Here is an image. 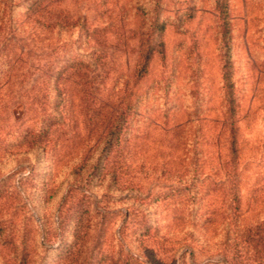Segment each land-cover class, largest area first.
I'll use <instances>...</instances> for the list:
<instances>
[{"label": "rangeland", "instance_id": "374dc122", "mask_svg": "<svg viewBox=\"0 0 264 264\" xmlns=\"http://www.w3.org/2000/svg\"><path fill=\"white\" fill-rule=\"evenodd\" d=\"M27 6L20 1L12 9V53L34 69L48 60L58 67L76 59L98 65L99 78L105 77L101 108L127 117L120 183L79 184L87 198L64 214L59 209L75 181L74 168L95 137L84 128L87 116L75 91L69 89L63 110L62 139L48 153L7 158L0 137V207L8 187L9 206L28 223L27 231L17 234L35 254L32 264H65L59 250L76 236L78 264H98L104 256L112 257L111 264H145V221L168 253H186L176 264H224L229 254L220 245L228 234L231 200L222 168L229 150L224 59L234 86L241 228L264 218V0H61L54 6L95 30L94 40H87L89 33L80 26L44 30L26 21ZM160 25L163 57L153 54L145 77L133 86L138 35H149L154 45ZM32 84L28 78L0 91V129L16 112L3 113L4 107L17 101L27 107ZM131 91L137 95L136 113ZM29 173V181L21 180ZM46 188L55 195L48 197ZM44 235L50 236L45 242ZM2 249L0 243L3 256ZM5 262L0 256V264Z\"/></svg>", "mask_w": 264, "mask_h": 264}, {"label": "trees", "instance_id": "16d2710c", "mask_svg": "<svg viewBox=\"0 0 264 264\" xmlns=\"http://www.w3.org/2000/svg\"><path fill=\"white\" fill-rule=\"evenodd\" d=\"M20 1H28V6L23 15L25 20L44 30L69 31L80 26L83 28L82 30L89 33L87 40H94L96 32L95 30L88 31L84 21L79 23V21L81 22L80 18L73 19L63 9H55L54 6H59L61 0H0V91L2 89L7 90L15 82L23 85L28 78L33 83L30 88L31 91L33 92L35 89L34 94H30L27 90V107L26 105L22 106V103L17 101L3 109V113L10 108L16 111L11 114L12 123L4 124L0 129L4 156L16 158L22 155L45 154L59 144L64 133L62 114L69 89L75 91L82 113L84 112L87 116L84 125L85 130L89 134L95 132L92 145L83 153L78 165L74 168L75 181L72 183L73 186L71 185L72 187L67 190L59 209V213L64 209V214L73 210L72 203L87 198L83 191H78L79 184H89L94 179L100 184L108 180L120 183V179L125 175V172L122 171L125 165L120 152V138L127 117L123 113H117L116 110L107 108V111H103L101 108L103 97L100 95L99 88L104 83L105 77L99 78L100 74L95 71V68H98L96 63H93L95 66H91L87 61L76 59L62 63L58 67L55 62L48 60L34 69L32 65H27L20 55L12 53V48H10V43H12L10 36L11 15L13 7ZM161 26L157 29L159 37L154 45H151L152 41L149 42V35L147 37L145 33L138 35V60L133 71V86L145 77L153 54L157 53L163 57V42L161 41L163 27ZM93 54H95L94 51L91 53L90 59ZM4 57L5 60H3ZM100 57L97 55L94 60L97 62ZM32 71H36L35 76H33ZM221 76L225 101L229 104L224 122L225 132L229 135V150L222 168L227 176L225 184H228L231 190L229 192L231 200L228 203L230 210L229 225L226 226L224 232L228 234L220 245L221 252H227L229 255L228 258L223 256L222 262L224 264H264V218L245 228H241L240 225L242 215L238 177L240 158L237 151V121L235 120L234 86L229 63L226 59L223 60ZM129 95L130 107L136 113L137 95L134 91H131ZM52 96H54L55 101H51ZM108 101L115 103L112 98H109ZM94 119L95 121L99 119L97 125L94 124ZM95 152L97 154L93 157ZM119 163L123 166L121 170H118ZM29 176L30 173L21 180L29 181ZM8 189L7 187V196L4 202L6 205L0 207V243L3 248L1 250L3 256H0L6 258L5 264H32L35 254L30 252L27 246L25 247L27 240L17 234L25 233L28 223L19 218L20 215H18L16 207L9 206L8 199L10 197L8 195L10 192ZM45 193L48 197H53L56 191L46 188ZM149 196L147 195V197ZM80 210H82L81 207L76 210L77 214L80 212L79 220L84 214ZM58 218L60 224V214ZM150 230L151 228L145 221V264L184 262L186 253L180 257L168 253L163 247L164 243H159L155 233L153 235L149 233ZM74 231L77 235L81 233L79 222H75ZM2 233L6 234L2 235ZM51 237L53 238V235ZM48 238L50 236L44 235L43 242L47 241ZM78 239L76 236L72 243L61 246L59 250L60 261H64L65 264H78L81 260ZM112 261V257L104 256L100 257L98 264H111Z\"/></svg>", "mask_w": 264, "mask_h": 264}]
</instances>
